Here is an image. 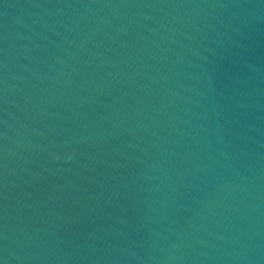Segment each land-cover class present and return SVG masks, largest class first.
I'll return each instance as SVG.
<instances>
[{
	"label": "water",
	"instance_id": "1",
	"mask_svg": "<svg viewBox=\"0 0 264 264\" xmlns=\"http://www.w3.org/2000/svg\"><path fill=\"white\" fill-rule=\"evenodd\" d=\"M0 264H264V0H0Z\"/></svg>",
	"mask_w": 264,
	"mask_h": 264
}]
</instances>
